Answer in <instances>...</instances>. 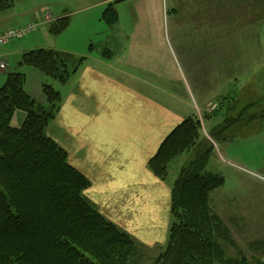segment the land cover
<instances>
[{"label": "trees", "instance_id": "16d2710c", "mask_svg": "<svg viewBox=\"0 0 264 264\" xmlns=\"http://www.w3.org/2000/svg\"><path fill=\"white\" fill-rule=\"evenodd\" d=\"M12 5L13 0H0L1 11ZM103 18L108 25L117 22L112 4ZM68 23V17H59L50 32L59 34ZM82 60L39 48L24 52L19 64L63 84ZM25 80L22 72L9 73L0 87V264H139L136 240L87 199L89 179L68 164L66 152L46 134L60 92L44 82V103H39L24 90ZM16 110L25 113L20 127L11 125ZM194 146V158L173 182L168 244L153 264H250L241 250L240 259L228 256L223 244L235 246L209 202L223 179L206 168L212 147L201 138L197 118L186 117L170 132L148 168L163 180L168 164Z\"/></svg>", "mask_w": 264, "mask_h": 264}, {"label": "crops", "instance_id": "0c3cea01", "mask_svg": "<svg viewBox=\"0 0 264 264\" xmlns=\"http://www.w3.org/2000/svg\"><path fill=\"white\" fill-rule=\"evenodd\" d=\"M83 2L87 3L84 9L102 5L100 0ZM4 12L8 15L1 17L0 30L36 21L44 11L38 15L31 10L14 15L9 9ZM25 15L34 17L22 22L19 17ZM60 15L71 23V13ZM156 32L154 27L67 26L53 34L48 24H41L19 42L0 46L2 71L9 68L11 57L19 64L24 52L39 48L83 58L67 82L57 88L61 103L46 134L66 152L68 164L89 179L90 186L84 191L87 199L107 219L148 246L166 239L174 180L157 178L147 163L182 120L197 115L202 121L205 115L204 99L194 80L190 87L197 91L195 102L191 88L188 91L182 81L173 83L165 75ZM22 73L26 93L44 103V75L36 69ZM5 80L0 77V87Z\"/></svg>", "mask_w": 264, "mask_h": 264}, {"label": "rangeland", "instance_id": "374dc122", "mask_svg": "<svg viewBox=\"0 0 264 264\" xmlns=\"http://www.w3.org/2000/svg\"><path fill=\"white\" fill-rule=\"evenodd\" d=\"M81 1L13 0L8 13L31 10L38 15L42 10V17L31 22L42 19L50 25L69 12L68 27H154L167 78L191 88L193 102L194 80L204 99L203 122L190 116L200 121L201 138L212 147L207 170L223 179L210 192L209 202L235 243L223 241L227 255L240 259L241 250L248 263L258 259L264 264V0H100L101 6L90 9ZM108 3L118 14L113 25L102 16ZM47 13L54 16L50 22H44ZM5 15L0 10V20ZM32 17L19 18L26 22ZM8 67L0 69L3 80L10 72L33 69L13 57ZM44 77L58 91L61 83ZM24 120L25 113L16 110L11 125L20 127ZM196 148L168 164L167 179L178 177ZM168 239L169 230L164 243L148 246L136 240L138 263L153 264Z\"/></svg>", "mask_w": 264, "mask_h": 264}, {"label": "built area", "instance_id": "2783aa9c", "mask_svg": "<svg viewBox=\"0 0 264 264\" xmlns=\"http://www.w3.org/2000/svg\"><path fill=\"white\" fill-rule=\"evenodd\" d=\"M53 19L54 16L52 17L51 14L47 13L45 14L44 22H50ZM41 24H44L42 19L40 23L28 21L24 25H16L6 28L4 30H0V46H6L15 39L24 38L27 34L36 31L37 27ZM4 68H5V64L0 63V69H4Z\"/></svg>", "mask_w": 264, "mask_h": 264}]
</instances>
